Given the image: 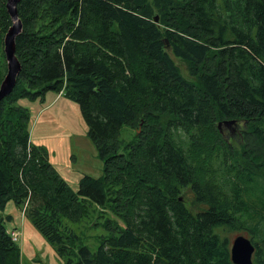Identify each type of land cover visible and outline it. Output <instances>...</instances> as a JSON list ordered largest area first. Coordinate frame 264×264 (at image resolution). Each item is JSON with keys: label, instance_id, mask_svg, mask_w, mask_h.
<instances>
[{"label": "trees", "instance_id": "obj_1", "mask_svg": "<svg viewBox=\"0 0 264 264\" xmlns=\"http://www.w3.org/2000/svg\"><path fill=\"white\" fill-rule=\"evenodd\" d=\"M16 8L21 69L0 103V264H20L6 228L12 216L3 215L9 201L65 264H235L226 234L235 229L255 246L252 264H264V0H19ZM48 91L78 104L103 161L102 175H82L76 191L30 141V112L19 102ZM123 126L134 130L128 141ZM83 224L102 230L95 248L76 231Z\"/></svg>", "mask_w": 264, "mask_h": 264}, {"label": "rangeland", "instance_id": "obj_2", "mask_svg": "<svg viewBox=\"0 0 264 264\" xmlns=\"http://www.w3.org/2000/svg\"><path fill=\"white\" fill-rule=\"evenodd\" d=\"M175 61L181 74L190 78L184 63L178 58H175ZM19 102L30 112V141L47 151L49 163L74 191L77 190L82 175L93 177L102 175L103 161L87 135V126L76 102L54 91H48L41 99L30 101L23 98ZM224 126L225 131H235L231 129L232 125ZM133 134L134 130L129 126H123L120 130V137L126 141L130 140ZM188 206L192 211L199 209L191 203H188ZM22 213L23 208L18 207L13 201H9L3 211V215L12 216L11 220H6L8 230L14 227L22 228L20 240L17 242L21 253L20 264H65L53 246ZM81 230H85L87 241L95 248L97 236L102 230L85 229L84 224L76 227V231ZM240 232L246 231L235 229L227 232L229 242Z\"/></svg>", "mask_w": 264, "mask_h": 264}, {"label": "water", "instance_id": "obj_3", "mask_svg": "<svg viewBox=\"0 0 264 264\" xmlns=\"http://www.w3.org/2000/svg\"><path fill=\"white\" fill-rule=\"evenodd\" d=\"M19 0H7L6 8L11 18V25L7 29L3 42H4V55L6 62V72L0 83V103L4 97L9 95L15 84L17 75L21 69L19 60L15 54V37L21 31L22 24L17 14V2ZM233 120L225 121V124H230ZM221 122L218 123L220 126ZM255 246L251 239L239 234L235 236L230 245L231 260L235 264H252V256Z\"/></svg>", "mask_w": 264, "mask_h": 264}, {"label": "built area", "instance_id": "obj_4", "mask_svg": "<svg viewBox=\"0 0 264 264\" xmlns=\"http://www.w3.org/2000/svg\"><path fill=\"white\" fill-rule=\"evenodd\" d=\"M21 231L18 229H13L9 231V235L13 241H18L20 239Z\"/></svg>", "mask_w": 264, "mask_h": 264}, {"label": "bare ground", "instance_id": "obj_5", "mask_svg": "<svg viewBox=\"0 0 264 264\" xmlns=\"http://www.w3.org/2000/svg\"><path fill=\"white\" fill-rule=\"evenodd\" d=\"M225 124V123H224ZM225 125H228V124H225Z\"/></svg>", "mask_w": 264, "mask_h": 264}, {"label": "crops", "instance_id": "obj_6", "mask_svg": "<svg viewBox=\"0 0 264 264\" xmlns=\"http://www.w3.org/2000/svg\"><path fill=\"white\" fill-rule=\"evenodd\" d=\"M58 94H61V93H58Z\"/></svg>", "mask_w": 264, "mask_h": 264}]
</instances>
